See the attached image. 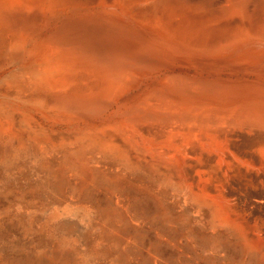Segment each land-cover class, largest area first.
Returning <instances> with one entry per match:
<instances>
[{
	"label": "bare ground",
	"instance_id": "obj_1",
	"mask_svg": "<svg viewBox=\"0 0 264 264\" xmlns=\"http://www.w3.org/2000/svg\"><path fill=\"white\" fill-rule=\"evenodd\" d=\"M62 3L72 0H0V194L14 192L23 204L15 216L35 208L24 194L39 191L47 212L67 186L80 200H62L64 235L103 220L115 244L125 219L160 214L199 223L216 251L215 234H224L234 254L264 264V95L184 72L187 32L178 41L167 24L144 23L142 11L129 22L123 1L83 9L81 21L66 18L65 5L59 16ZM238 45L208 52L237 56ZM20 176L31 191L8 190ZM5 214L0 236L9 234ZM129 224L138 234L144 228Z\"/></svg>",
	"mask_w": 264,
	"mask_h": 264
},
{
	"label": "rangeland",
	"instance_id": "obj_2",
	"mask_svg": "<svg viewBox=\"0 0 264 264\" xmlns=\"http://www.w3.org/2000/svg\"><path fill=\"white\" fill-rule=\"evenodd\" d=\"M120 1L123 0H72V3H62V6L59 7V4L57 8L61 9L59 16L62 17L63 5L67 6L66 13L68 15L66 18H76L81 21L87 17L83 14V9L94 8L97 11L102 6L113 9L114 6L110 7L109 5H117ZM134 1L125 0L127 21L129 22L137 11L143 12L144 23L153 22V13H157L158 17L160 16L158 11H165L167 7L178 5L194 11L191 12V23H205L211 28H224L226 42L240 43L238 46L241 48H239L237 56H232V50L221 51L216 56L209 54L208 50L212 52L216 48V45H213L211 41L218 36V30L210 31L211 41L207 46L205 39H197L191 36V32L188 33V29L185 28L186 25H191L188 20L179 18L178 21L175 20L169 24L178 41H181L182 38L177 37L184 31L187 32L186 42L191 47L185 51L184 58L179 64L187 66L184 72L192 76L203 78L219 76L233 79L235 80L233 84L239 91L245 90L264 95V0ZM50 18H58V15L51 14ZM53 21L56 19L51 22ZM239 27H241L240 30ZM130 37H136L135 32L131 31ZM144 38L147 39V33ZM148 38L158 37H152V34H149ZM228 54L232 55L229 57ZM187 58L188 60H186ZM1 69L4 70L5 67ZM21 176L18 177L19 181H16L18 185L16 183L11 185V182H8L10 179L7 180L9 191L17 190L20 193L31 191L26 185L27 180L24 181ZM39 176L40 179L43 178L41 174ZM30 177L37 181L33 170L30 172ZM61 190L64 193V196L59 197L61 200H54L51 204L43 206L46 207L47 212L40 209L42 208V195L39 194V191L38 194L35 190L24 194L23 200L29 205H34L35 208L30 209L22 217L15 216L14 213V208L19 210L24 207L21 202L16 201L15 193L12 192V195L6 192L0 194V211L7 214H5L7 216L6 224L9 230V234L5 233L0 236V264H27L28 259L29 263L34 264L36 255L42 257L41 264H257L253 258L243 259L241 255L234 254L236 247L230 237L227 238L224 234H215L222 241L221 247L216 251L207 240L210 232L199 223L192 220L189 224L182 225L181 220L165 221L160 214H138L134 220L125 219L127 230L120 233L119 240L115 244H112L110 235L100 225L103 220L100 222L94 220L90 225L81 221L79 226H75L76 232H72L73 235L72 233L64 235L63 231L57 230L58 224L68 220L62 214V200L66 195H71V202L74 203L80 198L74 196L67 186H63ZM40 192L42 193V191ZM50 213L56 214L57 217L52 219ZM129 223H139L144 228L138 234L130 227ZM26 226H30L33 230L26 233ZM93 248L102 250L104 253L101 256H96L95 259L81 262L80 255Z\"/></svg>",
	"mask_w": 264,
	"mask_h": 264
},
{
	"label": "crops",
	"instance_id": "obj_3",
	"mask_svg": "<svg viewBox=\"0 0 264 264\" xmlns=\"http://www.w3.org/2000/svg\"><path fill=\"white\" fill-rule=\"evenodd\" d=\"M124 5H125V0H123ZM134 2H137V0H135ZM157 11V10H156ZM191 12H194L193 10H187V8H183L181 6L175 5V6H170L165 8V11H158V16L157 17V13H153V21L160 24L162 23L167 24V26L164 27H169V24H171L172 22H174L175 20L178 21L179 18L184 19V20H188L191 23ZM143 19V18H142ZM178 19V20H177ZM144 21V20H143ZM191 28L193 29L191 32L192 36L200 39L203 38L206 40V45L209 46L208 44H210V31L212 30H218V36L212 40V44L216 45V46H221V47H225V44H227L226 42V38H225V29L224 28H211L207 25H205V23H191ZM239 30L241 29V27L238 28ZM221 51V50H219ZM223 51V50H222ZM220 53V52H218Z\"/></svg>",
	"mask_w": 264,
	"mask_h": 264
}]
</instances>
